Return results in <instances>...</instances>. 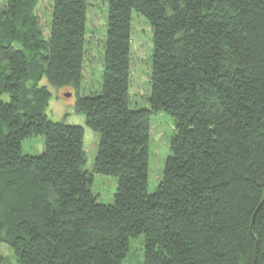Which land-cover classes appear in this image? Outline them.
Masks as SVG:
<instances>
[{
  "label": "trees",
  "instance_id": "obj_1",
  "mask_svg": "<svg viewBox=\"0 0 264 264\" xmlns=\"http://www.w3.org/2000/svg\"><path fill=\"white\" fill-rule=\"evenodd\" d=\"M43 1L0 8V244L16 264H123L142 235L144 264H264V0H103L102 90L83 97L91 0H52L48 37ZM134 13L153 32L148 108L131 101ZM44 81L100 134L93 173L85 129L44 113ZM161 112L175 134L149 194ZM32 137L41 155L22 153ZM95 174L117 180L114 204Z\"/></svg>",
  "mask_w": 264,
  "mask_h": 264
},
{
  "label": "rangeland",
  "instance_id": "obj_2",
  "mask_svg": "<svg viewBox=\"0 0 264 264\" xmlns=\"http://www.w3.org/2000/svg\"><path fill=\"white\" fill-rule=\"evenodd\" d=\"M5 7V0H0V8ZM38 10L44 36H49V24L52 13V0H44ZM109 6L103 0H91L88 6V52L85 61L84 79L80 96L99 94L103 85L107 20ZM143 16L134 13L132 36V76L131 101L134 108H148L146 99L150 93L152 28ZM50 97L44 113L54 122L82 126L87 154V169L93 173L100 143V134L85 125L84 117L77 113L78 93L71 88H55L45 81ZM42 87V86H40ZM70 95L71 97H69ZM7 101L8 97L4 96ZM175 134V122L171 116L161 112L153 116L150 124V166L148 193L153 194L163 177L166 161L170 155L171 140ZM45 139L32 137L22 143V153L41 155L45 151ZM94 195L103 204H114L117 193V180L114 177L95 174L92 187ZM2 264H16V258L9 246L0 244ZM145 236L132 239L129 252L123 264H144Z\"/></svg>",
  "mask_w": 264,
  "mask_h": 264
},
{
  "label": "water",
  "instance_id": "obj_3",
  "mask_svg": "<svg viewBox=\"0 0 264 264\" xmlns=\"http://www.w3.org/2000/svg\"><path fill=\"white\" fill-rule=\"evenodd\" d=\"M69 97H71L70 95H68Z\"/></svg>",
  "mask_w": 264,
  "mask_h": 264
}]
</instances>
